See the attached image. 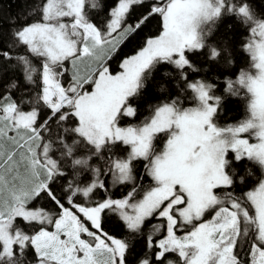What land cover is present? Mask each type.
Returning <instances> with one entry per match:
<instances>
[{"label": "snow or ice", "instance_id": "snow-or-ice-1", "mask_svg": "<svg viewBox=\"0 0 264 264\" xmlns=\"http://www.w3.org/2000/svg\"><path fill=\"white\" fill-rule=\"evenodd\" d=\"M0 264H264V10L0 0Z\"/></svg>", "mask_w": 264, "mask_h": 264}, {"label": "trees", "instance_id": "trees-1", "mask_svg": "<svg viewBox=\"0 0 264 264\" xmlns=\"http://www.w3.org/2000/svg\"><path fill=\"white\" fill-rule=\"evenodd\" d=\"M254 4L259 10H264V0H253ZM33 3V0H4V7L6 12L16 13L20 11L23 8L31 7ZM96 10H92L91 14H95ZM230 23L233 24V32L239 33V32H246V29L243 28L240 25V22L234 19L229 20ZM158 26L154 23L148 32L155 33L157 32ZM124 54H130V48L125 47L122 49L121 55ZM201 60H203V57H201ZM236 64L240 67H246L248 64V57L246 53H243L242 49H238V54L235 57ZM38 66V65H37ZM16 76L22 77L23 73L20 69L16 70ZM29 91L32 90L33 86L26 85ZM21 93H16L17 96H19ZM26 95V93H25ZM231 103L228 105L226 109L225 116L221 119V123H233L237 120L243 119L245 115V102L242 101L239 97H229ZM157 150L163 147V141H159L156 144ZM140 166L138 165V168ZM255 170V169H254ZM142 173V168L140 169ZM150 183V181L145 180L144 184L147 185ZM131 186H124L122 188L113 189V192L116 194H123L127 191H129ZM43 205L47 206L50 202L48 201H40ZM175 259V256L172 257Z\"/></svg>", "mask_w": 264, "mask_h": 264}, {"label": "rangeland", "instance_id": "rangeland-1", "mask_svg": "<svg viewBox=\"0 0 264 264\" xmlns=\"http://www.w3.org/2000/svg\"><path fill=\"white\" fill-rule=\"evenodd\" d=\"M102 18H103V17H101V19H102ZM217 31L222 33V32H223V29L218 28ZM40 204L43 205L41 202H40ZM53 207H54V206H53Z\"/></svg>", "mask_w": 264, "mask_h": 264}]
</instances>
